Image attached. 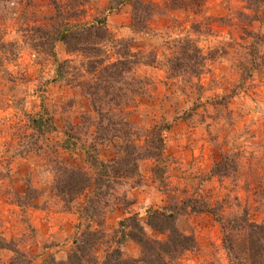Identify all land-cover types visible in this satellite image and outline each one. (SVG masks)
Here are the masks:
<instances>
[{
  "label": "rangeland",
  "instance_id": "1",
  "mask_svg": "<svg viewBox=\"0 0 264 264\" xmlns=\"http://www.w3.org/2000/svg\"><path fill=\"white\" fill-rule=\"evenodd\" d=\"M56 1L69 9L66 0ZM142 1L157 6L142 32L130 29V4L110 13L104 12L107 0L86 4L85 20L105 13L115 39L131 40L134 51L151 54V65L134 70L145 87L124 110H129L128 119L143 130L161 120L172 123L164 134L166 158L160 163L166 167L164 175L161 179L152 175L156 162L139 161L138 183L120 192L125 201L110 199L107 204L106 231L135 215L147 236L164 239L146 226L148 208L190 198L224 217L245 212L251 221L263 222L264 16L244 18L253 14L244 0H205L198 13L170 10L165 4L169 0ZM54 16L49 0H0V232L18 251L16 258L10 248L0 250V264H17L23 258L30 264L65 261L83 221L86 194L65 210L52 192L53 169L81 163L78 155L57 145L70 128L89 137L96 117L82 93L86 75L73 78L71 71L66 73L67 81L54 79L52 58L40 33ZM185 38L207 58L203 73L171 77L166 62ZM54 53L58 60L70 58L71 65L78 67L79 59L68 55L62 43H55ZM42 112L52 118L55 130L37 137L28 119ZM100 156L110 159L114 148L103 145ZM223 157L226 172L212 176V167ZM27 183L39 195L30 199L31 206L20 209L15 196ZM189 210L176 224L193 235L196 247L173 264H229L219 225L211 215ZM126 254L136 258L139 249L128 245Z\"/></svg>",
  "mask_w": 264,
  "mask_h": 264
},
{
  "label": "trees",
  "instance_id": "2",
  "mask_svg": "<svg viewBox=\"0 0 264 264\" xmlns=\"http://www.w3.org/2000/svg\"><path fill=\"white\" fill-rule=\"evenodd\" d=\"M49 1L55 16L48 28L45 31L40 29V33L45 38L47 54L52 58L54 79L67 81L66 73L71 71L73 78L86 75L82 93L96 117L89 137L80 136L70 128L63 132V138L57 145L63 152L78 155L81 163L56 165L52 192L63 202L65 210H69L80 196L86 194V199L80 213L82 225L78 226L65 261L52 264H173L196 247L193 235L185 234L176 224L187 207L191 213L211 215L219 225L221 246L229 264H264V221L253 222L245 212L238 217H224L214 207L193 198L174 205L148 208L146 226L164 235V239L147 236L135 215L119 220L116 228L106 231L107 204L110 199L118 203L125 201V195L120 196L125 192L124 186L138 183L139 161L150 159L156 162L152 175L160 179L164 175L166 167L160 166L166 158L164 134L172 123L161 120L143 130L136 128L128 119L129 110L127 113L124 110L130 106L134 96L144 93L145 87V80L136 77L134 70L138 65H151L153 60L150 59L151 54L134 51L131 40L115 39L106 26L105 13L130 4V29L142 32L157 6L151 1L107 0L104 15L85 20L88 0H66L70 6L67 10L63 9L67 4L63 7L56 0ZM244 1L253 12L244 18L259 20L264 16V0ZM167 2L165 4L170 10L198 13L205 0ZM57 42L63 44L68 55L79 59L78 67L71 65L70 58L63 61L56 58L54 46ZM189 42L183 41L166 62L171 77H198L203 73L207 58L201 55L194 42ZM111 52L113 56L109 57ZM28 122L37 137H45L55 130L52 118L44 116L43 112L31 116ZM105 144L114 148V156L110 159L100 156V148ZM226 170L227 162L223 157L210 173L217 176ZM38 195L39 192L27 183L23 192L15 196L16 205L20 209L27 208L31 206L30 199H36ZM4 239L0 232V250L10 248L18 258V251ZM131 244L139 249L136 258L126 254V248ZM17 264L30 263L23 258Z\"/></svg>",
  "mask_w": 264,
  "mask_h": 264
}]
</instances>
